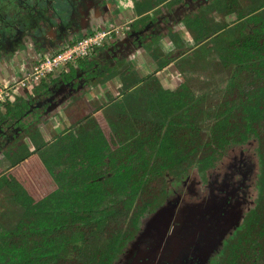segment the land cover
Here are the masks:
<instances>
[{
    "label": "trees",
    "instance_id": "obj_1",
    "mask_svg": "<svg viewBox=\"0 0 264 264\" xmlns=\"http://www.w3.org/2000/svg\"><path fill=\"white\" fill-rule=\"evenodd\" d=\"M251 13L238 15V20L246 18L238 30L227 24L213 25L205 12L183 23L193 37L192 44H187L194 45L191 54L175 61L184 79L189 78L187 72L192 75L199 65L211 63L228 75L216 106L210 104L212 94H197L187 83L173 90L162 86L156 72L174 62L163 59L157 71L140 80V86L111 96L108 104L97 108L111 128L115 149L100 129L104 121L98 123L92 114L54 132L51 142H43L39 132V127L52 125L60 117L48 106L54 100L51 86L60 80L67 83L77 71L75 66L83 67L108 45L40 85L28 86L27 92L20 90L14 108L0 104L2 122L16 117L26 126L31 118H22L24 109L42 99L49 115L44 125L36 119L39 125L26 127L9 154L13 165L36 154L42 172L56 185L49 195L33 198L23 182L10 177L0 180V190L13 191L15 199H8L18 207L9 216L0 214V264H120L121 256L133 252L152 230V220L171 210L172 200L167 199L172 178L194 173L206 178L232 148L247 151L252 143L258 145L264 165V10L257 16ZM31 16L27 11L21 13L20 32L38 27ZM248 24L256 27L250 29ZM111 79L106 76L103 82ZM26 138L34 151L27 147ZM258 220L263 228L264 195ZM249 249V245L242 250L233 247L226 264H243L245 260L235 258ZM259 264H264V257Z\"/></svg>",
    "mask_w": 264,
    "mask_h": 264
},
{
    "label": "flooded vegetation",
    "instance_id": "obj_2",
    "mask_svg": "<svg viewBox=\"0 0 264 264\" xmlns=\"http://www.w3.org/2000/svg\"><path fill=\"white\" fill-rule=\"evenodd\" d=\"M38 1L0 0V72L5 73L3 69H6L5 74L14 76H9L12 77V81L8 80L6 84L0 82V88L16 84L13 82L14 78L16 80L15 75L11 73L12 71L7 70L8 67L12 68L17 51L15 39L17 38L15 36L17 27L14 24L17 25L20 18L15 22L14 17H21V13L27 11L33 15L31 16L33 21H37L38 24L44 23L42 13L37 10L38 7L35 5ZM67 1L74 9L73 17L67 22L55 28L46 27L44 32H39L37 29H27V32H23V38L32 39L33 36L30 33L38 35L37 37L41 36L37 44L39 46L38 55H41L42 51L43 54L45 53L44 56L49 55L48 53L58 50L60 48L58 46H64L92 31L107 30L110 34L103 42V45H108L104 51L97 54L83 67L75 66L77 71L71 73L72 78L67 83L60 80L51 86L54 100L48 106L58 113L63 110L62 108L70 107L68 103L76 101L78 96V100L85 99L90 95V92L103 91L101 89L105 84L117 78V72L120 69L129 72V76L133 75L134 80L138 79L133 83L128 79V83L133 84L132 88H136L140 86L141 79L157 71L161 60L173 59L174 62H170L165 68L156 72V76L163 86L164 82L159 75L163 74L170 65H175L173 68L178 69L175 61H178L181 55L191 54L194 45H188L187 42L191 43L193 37L183 23L187 19H194L200 12H205L206 18L213 25L227 24L229 28L238 30L239 24L246 20V18L238 20L240 13L248 14L256 10L250 16H257L261 15L264 10V0H255L257 6L254 7L245 6L243 0H124L122 2L123 10L118 4L119 0H117L118 2L114 0ZM41 2L42 7L50 12L51 1L41 0ZM260 6L262 7L260 8ZM19 7L23 9H19ZM249 7L250 9L247 10L246 8ZM227 12H234L236 17L233 19L235 20L226 21ZM212 14L214 17L211 20ZM149 16H152V19ZM247 26L250 29L256 27L253 24ZM236 36H239V32ZM179 39L182 41L179 42ZM154 55L157 56V59ZM4 60L8 67L2 68ZM36 62L35 60L29 67V71L32 70ZM106 76H111L112 79L105 83L103 80ZM41 82L33 84L40 85ZM185 84L183 79L176 85V88ZM165 87L173 90L171 84ZM18 92H20L18 87L11 90V98L7 99L4 104H13L14 108ZM106 97L104 100L108 104ZM113 97L115 96L113 95ZM43 98L45 100L46 97ZM97 99L90 101H95L96 104ZM43 104L41 99L33 104L29 103L26 110L24 109L26 114L22 118H31L26 126H22L20 119L16 117H9L3 122L0 120V157L18 146L19 137L26 132V127H31V123L39 125L38 121H35L36 119H39L44 125L46 117L49 115H46L47 108H44ZM91 106L90 114L93 116L101 112L97 110L98 107L95 108L92 104ZM103 128L100 127L104 133ZM106 128L110 135H113L111 128L108 126ZM252 146L253 148L247 151L238 148L239 152L238 149L232 148L220 163L218 170H212L206 178L201 177L200 174H195V176H191V174L185 178L177 179L179 183L175 182L174 178L169 181L168 191L170 194L167 200H172L169 211L172 213L167 214L168 216L164 215L162 221L174 212L194 213L198 211L202 212V215L198 214L200 216L195 217L196 221H190V231L192 232L189 236L183 231L180 234L179 232L175 233L173 229H170L169 232L167 229L165 235L157 234L153 223L152 230L146 232L145 238L140 240L137 250H134L133 259H137L136 264H226L232 257L233 247L239 246V250H242L245 245L250 247L248 253L244 256L240 255L241 257L235 258L236 260L239 262L245 260L243 264H259L263 260L264 227L262 228L258 220V207L260 199L264 195V165L260 154L257 153L258 145L252 143ZM23 162L17 165L12 164L11 169L21 166ZM5 177L23 182L29 196L33 198L45 196L44 188L47 191L52 188L51 186L48 188L40 182L24 181L22 174L9 173L0 177V180L2 181ZM4 188H1L0 191ZM10 192V198L15 199L14 192ZM40 193L42 195H39ZM202 216L204 219H201ZM185 225L186 223H183L182 226ZM157 243L159 244L158 248H156ZM124 255L120 258V264H125L126 257Z\"/></svg>",
    "mask_w": 264,
    "mask_h": 264
},
{
    "label": "rangeland",
    "instance_id": "obj_3",
    "mask_svg": "<svg viewBox=\"0 0 264 264\" xmlns=\"http://www.w3.org/2000/svg\"><path fill=\"white\" fill-rule=\"evenodd\" d=\"M36 2L38 0H35ZM51 1V10L50 12H48V10H43L42 12V17L44 18V23L41 24H45L46 27H50V28H55L56 26L62 25L61 22H67L68 19H71L73 16V7L72 5H70L68 3L67 0H50ZM115 2H118L117 0H114ZM124 0H119L118 4L120 5L121 10H123L124 6L122 4ZM242 2H244L245 6H250V0H243ZM247 3V4H246ZM35 4V3H34ZM103 4V3H101ZM35 5H37L38 8L42 7V2L41 0L38 1V3H36ZM101 6V5H100ZM117 6V4H116ZM104 7V6H102ZM247 10L250 9L246 8ZM40 12V11H39ZM123 12V11H122ZM124 13V12H123ZM133 13V12H132ZM125 15V14H124ZM41 17V16H40ZM213 14H212V18H213ZM22 20V17H14L15 22H17L18 20ZM232 18H235V16H233ZM235 20V19H234ZM229 21H233V20H229ZM48 23V24H47ZM58 23V24H57ZM52 24V25H51ZM222 24H224L222 22ZM16 27H19L18 24H14ZM239 27H242V24H239ZM24 32H27V30H25ZM21 33V35H19ZM33 37L36 36V34H32L30 33ZM17 38V51L14 57V63L12 68L10 69V67L7 66V62L6 60H4V65H2V68L4 67H8L9 71H12L11 73L14 75H17V73H20V75L22 74H26L28 73L27 71H29V67L36 61H38L40 59V56H44L43 51L42 54L38 55L39 51V46L34 42L33 39H27L26 37H24V33L23 32H17L16 35ZM22 38V39H21ZM18 39V40H17ZM60 45V44H57ZM67 46L64 45H60L58 46V50L60 51L63 48H65ZM36 51V53H35ZM55 52V51H54ZM53 52V53H54ZM49 55L52 54L48 53ZM27 58L30 60V62L27 61ZM32 59V62H31ZM38 59V60H37ZM16 62L18 64H16ZM6 63V65H5ZM22 65V66H21ZM173 66L175 65H170L168 66L165 71L163 72V74L161 73L160 78L161 80L164 82V85H170L171 84V88H176V85L181 83L183 81V79L185 78L184 75L182 74V72L180 71V69L177 68H173ZM5 71V73L7 72L6 69H3ZM69 71V69H68ZM181 72V73H180ZM3 73V74H5ZM118 76L115 80L105 84L103 86L104 90L103 91H94V92H90V95L87 96V98H81L76 101H73V105L75 106L76 109H74L75 111H77L76 116L72 117V116H65L66 118H64V120L62 118H59L61 120H58L57 122H66L64 126L68 125H72V124H77L79 122V120H82V116L85 117L87 115H89L92 112V106L91 104L98 109L100 107H102L105 103L104 97L107 98V101H110V97L111 96H118L119 94H121V92L124 91H128L133 87V84L128 83V79L130 82H136L138 81L137 77H134L133 75L129 76V72L120 69L117 72ZM181 74V75H180ZM187 76L189 77L188 80L184 81L187 83V85L189 86V88H191V90L193 92H196L197 94H203V93H208V94H212L211 98H210V104H212L213 106H216L220 100V96L222 95V90L224 89L226 82L228 80V75L226 74V72L224 70H220L218 69L214 63H211V65H202V66H198L196 69H194L193 74H189V72H187ZM8 79L11 80L12 77H9V75H7ZM127 77V78H126ZM12 81V80H11ZM16 80H14L13 82H15ZM179 82V83H178ZM5 83V82H4ZM3 83V84H4ZM33 84H29V87L32 88ZM2 88V87H1ZM3 88L6 89L5 86H3ZM23 89V88H22ZM108 91V93H107ZM20 93V92H18ZM110 94V95H109ZM95 98L97 99V102L95 104V101H90V100H95ZM87 101H89L90 103H87ZM99 112V111H98ZM102 112L97 115H94V119L99 123L101 122L100 119L102 120L104 116H102ZM111 118H114V116H111ZM114 121V119H112ZM75 121V122H74ZM50 125V124H48ZM103 126V125H102ZM103 130H104V134L108 137L110 146L112 149H115L117 144L115 142V140H113V135H110L108 128L106 123L105 126H103ZM50 130L52 129V127L49 128ZM55 131H50V134L54 135ZM205 135V134H204ZM231 151V150H230ZM237 152V151H236ZM239 152V149H238ZM220 166H218L217 168H219ZM218 170V169H217ZM13 173L15 174H22L24 175V181H28L30 180L29 178L31 176H28L26 174V172L24 173L22 168L17 167L16 170L13 171ZM196 173L192 174L191 176H195ZM46 178V176H44ZM44 179V178H43ZM48 180H44L45 184L48 188L51 186V190L47 191L46 188H44V192L46 193L45 195H49L50 193H52L55 189H56V185H54V183H52L50 181L49 178H47ZM175 182L177 181V183H179V181L177 180V178H174ZM10 191L7 188H4V191L0 192V208L2 211H0V214L5 213L3 215L5 216H9L10 214L7 213H13V210L16 211V209L18 210V207H16L15 205L11 204V200H9L8 198H10ZM39 195H42V193H40ZM171 212L165 213L163 212V214L158 218V220L155 222V229L157 231V234L162 233V235H165L168 229V232L170 229H173L175 231V233L180 234L181 231H183L185 234H187V236L190 235V233L192 231H190V221L193 222V220H195L196 216H200L202 215V212H181V213H173L171 216H169L167 219H165L164 221H162L163 216L170 214ZM200 214V215H198ZM168 216V215H167ZM194 217V219H193ZM201 219H204V217L202 216ZM196 221V220H195ZM183 223H186L185 226H182ZM219 223V222H218ZM178 234V235H179ZM183 234V235H185ZM181 238V237H180ZM179 238V239H180ZM187 238V237H186ZM169 239V238H168ZM159 247V244L157 243L156 248ZM137 250V249H136ZM135 250V251H136ZM135 251L130 252L127 256H126V261L125 264H136L135 262L137 261V259H133L134 255H135ZM137 254V253H136Z\"/></svg>",
    "mask_w": 264,
    "mask_h": 264
},
{
    "label": "built area",
    "instance_id": "obj_4",
    "mask_svg": "<svg viewBox=\"0 0 264 264\" xmlns=\"http://www.w3.org/2000/svg\"><path fill=\"white\" fill-rule=\"evenodd\" d=\"M109 34L110 32L107 30H96L91 35L77 40L72 45H67L60 51L41 57L23 79L11 88L8 86H6V89L0 88V104L11 98V90L15 87L22 90V88H27L29 84L38 83L47 79L50 75L64 72L68 66L76 65L80 60L90 57L96 49L103 45Z\"/></svg>",
    "mask_w": 264,
    "mask_h": 264
},
{
    "label": "crops",
    "instance_id": "obj_5",
    "mask_svg": "<svg viewBox=\"0 0 264 264\" xmlns=\"http://www.w3.org/2000/svg\"><path fill=\"white\" fill-rule=\"evenodd\" d=\"M254 6H257L256 3H255V0H250V7H254ZM233 16L236 17V15L234 14V12H230V13L228 12V13H226V21L234 20L232 18ZM27 61L30 62V60L28 58H27ZM16 64H18V63L16 62ZM28 73H26V74H28ZM26 74H23V75L21 74L20 75V73H17V75H15V77H16V81L15 82L17 83L19 80L23 79L26 76ZM57 74H60V72L57 73ZM7 75L8 74H3L2 72H0V82L1 83H4L5 82L4 84H6V82L9 80L8 77H7ZM9 76H12V75L9 74ZM12 77H14V76H12ZM14 80H15V78H14ZM25 90H27V89H25ZM62 109L63 110L59 113V116L60 117H58V119L55 120V122L52 125L51 124L50 125L46 124L44 126L39 127L40 128L39 129V132L41 134V138H42V141L43 142H51L52 141L54 135L53 134H50V131H55L58 134L59 129L60 128H64V125H65L66 122H64V121L57 122L58 120H61L59 118H62L64 120V118H66L65 117L66 115L69 116V117L70 116H72V117H75L76 116L77 111L74 110V109H76L75 106H71V107H67V108H62ZM82 118H83V116H82ZM66 126H69V125L67 124ZM50 127H52L51 130L49 129ZM29 132H34V129H31ZM26 143H27V147H29L31 151H34L35 150L34 145L30 141V139L28 140L26 138ZM10 157H11V154H9V153H6L5 155H2L0 157V177L6 176L9 173H12L13 174V171L17 169L16 167L14 169H11V167H12V160H11ZM20 168H22V170H23L24 173L26 172V174H28L29 176H31L29 179L32 182H35V183H39L40 182L42 184H45V181L44 180H48L47 179L48 176L46 175V173H43L42 172V169H43L42 168V163L40 161V158L36 154H32V156H30L28 159H26L23 162V164L20 166ZM44 176H46V178ZM44 194H46V193H44Z\"/></svg>",
    "mask_w": 264,
    "mask_h": 264
},
{
    "label": "water",
    "instance_id": "obj_6",
    "mask_svg": "<svg viewBox=\"0 0 264 264\" xmlns=\"http://www.w3.org/2000/svg\"><path fill=\"white\" fill-rule=\"evenodd\" d=\"M42 9H44V10H46L45 8H39L38 9V11L39 10H42ZM64 22H61V24H63ZM58 24V23H57ZM52 25V24H51ZM39 32H41V31H43L44 29H46V25L45 24H38V27L36 28ZM17 32H20L18 29H17ZM21 32H23V31H21ZM38 35H36V36H34V37H32V39L34 40V41H39L40 40V37L41 36H39V37H37ZM28 39V38H27ZM26 92L28 91V90H25ZM163 214V212H161L157 217H155L152 221L154 222V225H155V222L158 220V218L161 216Z\"/></svg>",
    "mask_w": 264,
    "mask_h": 264
},
{
    "label": "clouds",
    "instance_id": "obj_7",
    "mask_svg": "<svg viewBox=\"0 0 264 264\" xmlns=\"http://www.w3.org/2000/svg\"><path fill=\"white\" fill-rule=\"evenodd\" d=\"M22 66V65H21Z\"/></svg>",
    "mask_w": 264,
    "mask_h": 264
}]
</instances>
